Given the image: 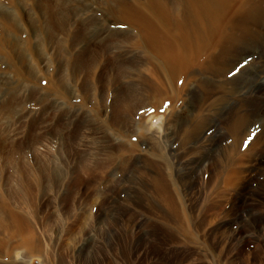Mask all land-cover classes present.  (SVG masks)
Returning <instances> with one entry per match:
<instances>
[{
	"label": "rangeland",
	"instance_id": "374dc122",
	"mask_svg": "<svg viewBox=\"0 0 264 264\" xmlns=\"http://www.w3.org/2000/svg\"><path fill=\"white\" fill-rule=\"evenodd\" d=\"M123 1L0 0V264H264L241 243L264 215V111L236 112L216 143L211 121L223 81L264 87V20L238 17L212 68L173 80ZM160 1L163 23L185 19L182 0ZM247 35L259 59L240 58Z\"/></svg>",
	"mask_w": 264,
	"mask_h": 264
},
{
	"label": "bare ground",
	"instance_id": "6f19581e",
	"mask_svg": "<svg viewBox=\"0 0 264 264\" xmlns=\"http://www.w3.org/2000/svg\"><path fill=\"white\" fill-rule=\"evenodd\" d=\"M182 1V4L186 10L184 17L185 19L167 24L163 23L164 21L161 20L165 19V17H168L167 5L163 1L147 0L146 5L140 4L138 0H134L133 2H122V11L127 14L130 20H134L138 25V34L140 35L141 42L149 48L150 56L156 58L157 62H155V64L157 65L160 74H164V76H172V78L175 76L173 80H175L180 73L184 74V72L188 71V68L194 64H200L201 67L205 69L212 68L213 65H215L212 56L217 50L214 44L215 39L213 40V38L216 37L217 40H219L218 48L219 50H222L224 42L228 38H232V35L234 34V30L237 27V21L239 20H237L238 17H240L243 25L244 23H248L250 20H254L258 23L264 20V10L255 8L257 5H250L249 1L247 0H242L238 7L234 9V12L232 11L233 13H231V16L228 17L225 16L227 14L226 9L232 0ZM245 35L246 34H242L240 36L241 38H244ZM246 38H249L253 45L254 42L257 43V41H255L253 37L249 35H247L245 39ZM249 44L251 43L249 42ZM260 45L261 44L258 43L255 44L256 47H251V50L247 47H244V45L242 48L238 49V53L240 50V58L251 57V59H253L255 58L254 55H256V58L259 59V57H261L260 53L263 49V46ZM231 67V63L227 62L225 64L224 62H221L217 68L219 72H230ZM160 74L158 75L160 76ZM191 75H194V73ZM248 77V72L243 71L239 76L235 75L234 77L223 81V88L225 90L227 89V92L230 94L231 98L227 100L225 105L222 104L223 108H221V111L211 120L212 125H215L216 130L214 134V142H219V140L224 137V134L228 129L227 124L233 118L236 112L244 110L255 115L257 113L261 114V112L264 111V87H249L250 84L248 85L247 83V80H249ZM159 80L161 81V78ZM162 84L160 82V85ZM260 84H262V82ZM162 90L163 89H161V91ZM202 94H204V90L199 89V86L191 91V97L193 96L194 99H196V101H193L192 99L190 105H187L191 113L196 111L195 109L199 105L198 101ZM185 125L183 124V126ZM209 160L211 162V157H209ZM194 174V171L188 174L189 176L187 177V180L189 181L187 183L189 187L194 186ZM183 178H186V176H183ZM257 193L264 197V187L259 188ZM263 220L264 215L262 214H257L253 217L249 225L254 229V231L251 234L245 236L243 240H241L242 242L240 241L243 243V246L247 243L254 242L264 249V236L262 237L261 235H258L257 231H255L256 229L260 230V224ZM256 255H258V253H256Z\"/></svg>",
	"mask_w": 264,
	"mask_h": 264
}]
</instances>
